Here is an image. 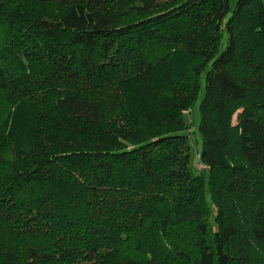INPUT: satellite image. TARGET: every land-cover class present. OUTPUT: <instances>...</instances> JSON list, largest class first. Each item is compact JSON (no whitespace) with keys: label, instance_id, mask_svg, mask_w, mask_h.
<instances>
[{"label":"trees","instance_id":"trees-1","mask_svg":"<svg viewBox=\"0 0 264 264\" xmlns=\"http://www.w3.org/2000/svg\"><path fill=\"white\" fill-rule=\"evenodd\" d=\"M0 264H264V0H0Z\"/></svg>","mask_w":264,"mask_h":264},{"label":"rangeland","instance_id":"rangeland-1","mask_svg":"<svg viewBox=\"0 0 264 264\" xmlns=\"http://www.w3.org/2000/svg\"><path fill=\"white\" fill-rule=\"evenodd\" d=\"M235 1V0H234ZM228 45V35L225 36L224 42L222 44L223 49H225ZM205 95V84L202 82V88L200 91L199 98L195 104V106L190 111H186L185 120L187 124H189V131L191 137V157H192V164L197 174H204L205 178L208 179V172L207 168H202L201 164L199 163L198 158V151L202 148V139L199 131L200 126V103ZM236 120V118H235ZM203 170V171H201Z\"/></svg>","mask_w":264,"mask_h":264},{"label":"built area","instance_id":"built-area-1","mask_svg":"<svg viewBox=\"0 0 264 264\" xmlns=\"http://www.w3.org/2000/svg\"><path fill=\"white\" fill-rule=\"evenodd\" d=\"M202 168H206L204 165H201Z\"/></svg>","mask_w":264,"mask_h":264}]
</instances>
